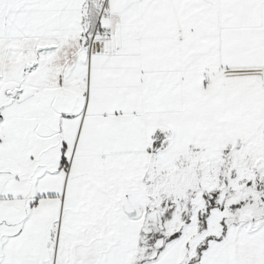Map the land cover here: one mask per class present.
I'll return each instance as SVG.
<instances>
[{"label": "snow or ice", "instance_id": "1", "mask_svg": "<svg viewBox=\"0 0 264 264\" xmlns=\"http://www.w3.org/2000/svg\"><path fill=\"white\" fill-rule=\"evenodd\" d=\"M0 264H264V0H0Z\"/></svg>", "mask_w": 264, "mask_h": 264}]
</instances>
